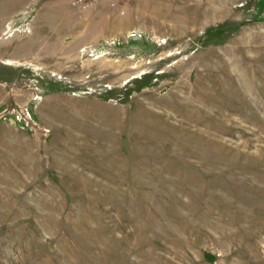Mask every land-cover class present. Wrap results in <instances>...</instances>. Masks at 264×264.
Wrapping results in <instances>:
<instances>
[{
  "label": "rangeland",
  "instance_id": "obj_1",
  "mask_svg": "<svg viewBox=\"0 0 264 264\" xmlns=\"http://www.w3.org/2000/svg\"><path fill=\"white\" fill-rule=\"evenodd\" d=\"M0 264H264V0H0Z\"/></svg>",
  "mask_w": 264,
  "mask_h": 264
}]
</instances>
